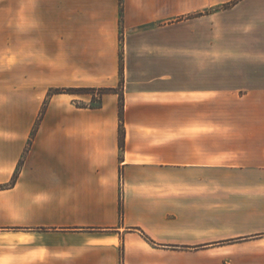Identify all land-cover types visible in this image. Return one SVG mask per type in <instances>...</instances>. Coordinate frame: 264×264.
Masks as SVG:
<instances>
[{"label":"crops","instance_id":"0c3cea01","mask_svg":"<svg viewBox=\"0 0 264 264\" xmlns=\"http://www.w3.org/2000/svg\"><path fill=\"white\" fill-rule=\"evenodd\" d=\"M231 1L13 0L0 264H264V0ZM65 88H119L122 149L118 95Z\"/></svg>","mask_w":264,"mask_h":264},{"label":"rangeland","instance_id":"374dc122","mask_svg":"<svg viewBox=\"0 0 264 264\" xmlns=\"http://www.w3.org/2000/svg\"><path fill=\"white\" fill-rule=\"evenodd\" d=\"M239 0H233L229 4L219 5L214 7L213 10H222L230 7L231 4ZM14 4L13 0H0V100L2 99L3 106H1V112L10 113L13 112V101L16 97H19L20 91L17 90V84L15 83L14 73V58H13V42H14ZM190 18V15L183 17L182 19ZM66 89V88H65ZM69 89V88H68ZM79 89L75 94H68L78 99L75 101L77 107H97L99 106V91H92V88H73ZM88 89V90H86ZM98 90V89H97ZM18 93V96H17ZM49 93V92H48ZM49 98V97H48ZM46 103V100H45ZM43 104L42 109L45 108ZM12 105V106H11ZM41 109V110H42ZM215 236H222L220 229L215 230ZM216 248L210 251V255L213 259V264H237L239 257H252L254 255L253 246H238L227 245V241L215 242ZM225 245V246H224ZM207 261V260H206ZM204 259L195 258L187 254H183L181 258L182 264H205ZM209 261V259H208ZM209 264V263H208Z\"/></svg>","mask_w":264,"mask_h":264},{"label":"trees","instance_id":"16d2710c","mask_svg":"<svg viewBox=\"0 0 264 264\" xmlns=\"http://www.w3.org/2000/svg\"><path fill=\"white\" fill-rule=\"evenodd\" d=\"M121 70V69H120ZM120 88V87H119ZM119 88L117 89H89V90H96L99 91L100 93V98H99V102L101 99V96L104 94H117L119 97V148L122 149L123 148V126H122V121H123V95L120 92ZM79 89H52L49 91L48 96L47 97H51L53 95L56 94H75ZM88 90V89H86ZM46 106V103L44 105V107ZM44 111V108L41 110V115ZM2 188V187H1ZM120 214H121V208H119Z\"/></svg>","mask_w":264,"mask_h":264}]
</instances>
